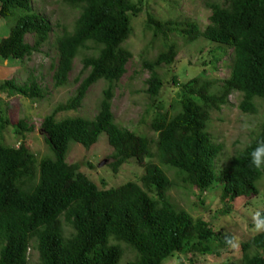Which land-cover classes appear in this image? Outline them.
Instances as JSON below:
<instances>
[{
	"label": "trees",
	"instance_id": "16d2710c",
	"mask_svg": "<svg viewBox=\"0 0 264 264\" xmlns=\"http://www.w3.org/2000/svg\"><path fill=\"white\" fill-rule=\"evenodd\" d=\"M33 2L0 0V18L13 20L7 35L0 38L2 61L21 62L48 42L51 23ZM62 2L77 9L78 15L70 31L63 29L55 36L57 57L50 65L53 86L68 83L80 54L82 67L73 95L43 118L41 129L52 156L37 159L25 141L33 126L24 119L12 122L0 106V264H120L126 252L132 257L125 264H162L175 254H213L221 232L171 200L168 192L174 182L165 167L201 193L219 188L224 202L258 193L256 184L264 171L250 165L249 154L264 141V123L219 168L222 147L205 130L211 110L226 105L231 93L241 94L238 107L243 112L255 113V99L264 100V0L210 2L203 29L190 19L161 20L148 13L146 27L163 40L155 58L143 62L151 72L145 93L155 109L149 123L155 136L150 139L120 126L111 110L114 89L132 57L125 43L133 32L132 18L144 10L142 0ZM172 34L186 43L200 37L216 43L213 63L230 51V73L216 89L217 82L204 70L185 82L174 78L178 90L163 109L159 97L164 82L154 72L175 61ZM100 80L106 87L94 118L57 119L59 112L80 108L89 88ZM0 91L31 100L44 94L32 73L21 84L0 80ZM9 127L21 139L17 146L3 141ZM101 133L113 149L114 172L133 159L144 168L139 183L99 188L78 164L67 162L70 142L89 149ZM31 250L36 252L33 262ZM240 264H264V232L241 243Z\"/></svg>",
	"mask_w": 264,
	"mask_h": 264
},
{
	"label": "rangeland",
	"instance_id": "374dc122",
	"mask_svg": "<svg viewBox=\"0 0 264 264\" xmlns=\"http://www.w3.org/2000/svg\"><path fill=\"white\" fill-rule=\"evenodd\" d=\"M214 1L219 0H142L144 10L139 16L132 18L133 32L125 43L132 57L126 65L125 74L116 84L112 98L111 110L115 121L120 126L148 139L155 136L149 127L155 109H152L151 100L145 93L146 79L150 77L151 72L143 67V62L155 58L159 50L163 48V40L160 37L155 38L152 31L146 27L148 13L161 20L190 19L203 29L210 15L208 4ZM33 7L44 14L51 23L53 31L50 33L49 40L40 52L34 53L21 62H14V60L7 62L0 58V80L15 79L21 84L32 73L43 88L44 94L41 99L31 100L21 95L11 96L7 92L0 91V106L3 112L11 117L12 122L24 119L29 126H33V130L26 133L25 141L36 158L40 159L44 156H52L41 129L43 118L58 104L64 103L73 95L79 83L75 81V78L81 71L82 54L73 61L68 83L61 87H54L50 65L56 62L57 57L55 36L63 29L68 31L72 29L78 10L67 6L62 0H34ZM12 25V18L7 20L0 18V38L7 35ZM170 38L177 48L175 61L171 65L156 68L154 72V75L164 82L159 97V104L163 109L168 108L178 90L174 78L179 82H185L204 70L205 76L217 82L216 89L221 80L227 78L230 73V51L213 63L210 59L215 53L213 48L216 47V43L202 37L195 42L186 43L177 34H172ZM26 39L31 42L30 36L27 35ZM105 87L106 83L103 80L93 84L87 91L80 108L59 112L57 119L76 116L94 118L99 111L102 90ZM240 100L241 94L233 92L229 95L226 105L220 110L210 112L205 131L213 143L222 147L221 155L217 159L218 168L225 166L230 158L260 131L264 123V100L255 99L257 108L255 113L241 111L238 107ZM20 140L14 135L11 127L3 132V141L7 144L16 145ZM112 153L113 149L108 143L107 135L101 133L97 142L89 149L80 143L70 142L66 160L68 163L78 164L80 171L99 188H114L128 181L139 183L144 174V168L130 159L117 172H114L110 165L114 161ZM103 160H106V163L99 166ZM165 171L174 182V186L168 192L171 200L192 216L201 217L210 223L215 231H220L221 242L213 254H175L162 264H240L241 243L257 234L252 216L256 211L264 208V175L256 184L258 188L256 195L238 197L234 201L224 202L220 198L219 188L201 193L196 188L178 181L173 169L165 167ZM224 239H231L232 244L237 246L232 247ZM131 257L132 254L126 252L120 264H125ZM35 258L36 252L31 250L30 260L33 262Z\"/></svg>",
	"mask_w": 264,
	"mask_h": 264
},
{
	"label": "clouds",
	"instance_id": "9594fccd",
	"mask_svg": "<svg viewBox=\"0 0 264 264\" xmlns=\"http://www.w3.org/2000/svg\"><path fill=\"white\" fill-rule=\"evenodd\" d=\"M19 143V142H18ZM18 143L15 145L17 146ZM250 165L260 171H264V141H259L257 146L250 152ZM252 220L254 221V227L257 233L264 232V212L256 211ZM232 247H236L237 245L232 244L231 239L226 241Z\"/></svg>",
	"mask_w": 264,
	"mask_h": 264
},
{
	"label": "water",
	"instance_id": "95a60500",
	"mask_svg": "<svg viewBox=\"0 0 264 264\" xmlns=\"http://www.w3.org/2000/svg\"><path fill=\"white\" fill-rule=\"evenodd\" d=\"M106 163V160H103V161H101L100 163H99V166H102V165H104Z\"/></svg>",
	"mask_w": 264,
	"mask_h": 264
}]
</instances>
